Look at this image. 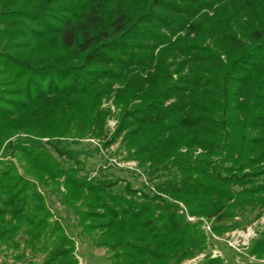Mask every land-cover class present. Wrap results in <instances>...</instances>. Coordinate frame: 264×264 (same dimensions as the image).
<instances>
[{"label":"trees","instance_id":"1","mask_svg":"<svg viewBox=\"0 0 264 264\" xmlns=\"http://www.w3.org/2000/svg\"><path fill=\"white\" fill-rule=\"evenodd\" d=\"M113 91L143 188L81 174ZM18 132L51 139L7 144L27 166L0 163L1 251L78 264L53 193L112 264L180 263L207 236L179 202L219 235L264 215V0H0V150ZM248 252L264 264V226Z\"/></svg>","mask_w":264,"mask_h":264},{"label":"rangeland","instance_id":"2","mask_svg":"<svg viewBox=\"0 0 264 264\" xmlns=\"http://www.w3.org/2000/svg\"><path fill=\"white\" fill-rule=\"evenodd\" d=\"M116 87L118 85L114 86V88ZM115 96L116 92L113 91L111 95L103 98L102 108L109 111L103 134H90L79 138V144L73 146L83 151L81 159L85 161L86 168L81 171V174L94 177L104 172L113 177L122 178L123 182L119 184L120 188L124 187L126 181H130L136 188H143L149 182L148 177L139 161L131 158L130 151L126 148V144L123 143L122 138L124 133L118 140L111 141L120 124L123 109L122 106L117 105L115 102ZM18 137H31L42 142H47L51 138H40L25 134L24 132H18L5 141L0 150V163L1 161L11 160L18 167L19 171L23 173L27 166L26 161L19 159L18 156H12L6 149L9 141L16 142L18 141ZM201 152L202 149L199 148L195 151V154ZM32 180L38 183L36 179L32 178ZM44 193L47 194L48 192L44 191ZM47 198L49 208L53 213L52 220H60L64 224L68 235L75 241V257L78 260V264H112L106 248L95 247L88 238L81 236L78 228L73 226L75 225L74 223L77 224V219L64 207L65 205L61 203L59 197L50 193V195H47ZM179 203L183 209L182 211L186 212L189 221L193 223L201 222V227L207 236V245L203 250L183 259L178 264H204L212 258L223 259L221 264H242L244 262L259 261L255 256L250 255L248 251L253 240L258 236V231L264 226V215L256 218V214H252L243 222L241 227L219 235L213 229V219L205 216L190 215L184 203ZM68 216L71 218V222L65 220V218L68 220ZM1 250L0 264H42L44 259V255H33L31 251H28L25 261H18L14 258L15 254L11 251L5 253L6 251ZM261 262L264 263V259Z\"/></svg>","mask_w":264,"mask_h":264}]
</instances>
